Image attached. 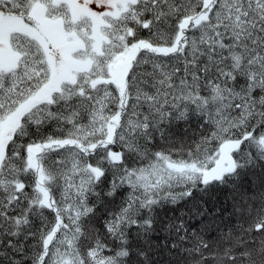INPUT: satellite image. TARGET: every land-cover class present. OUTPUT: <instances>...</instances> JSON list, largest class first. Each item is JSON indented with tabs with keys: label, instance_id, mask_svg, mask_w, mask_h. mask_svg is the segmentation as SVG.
Returning a JSON list of instances; mask_svg holds the SVG:
<instances>
[{
	"label": "snow or ice",
	"instance_id": "1",
	"mask_svg": "<svg viewBox=\"0 0 264 264\" xmlns=\"http://www.w3.org/2000/svg\"><path fill=\"white\" fill-rule=\"evenodd\" d=\"M0 264H264V0H0Z\"/></svg>",
	"mask_w": 264,
	"mask_h": 264
}]
</instances>
